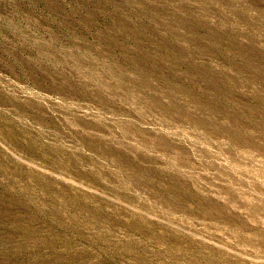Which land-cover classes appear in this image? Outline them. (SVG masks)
Here are the masks:
<instances>
[{
	"label": "rangeland",
	"instance_id": "1",
	"mask_svg": "<svg viewBox=\"0 0 264 264\" xmlns=\"http://www.w3.org/2000/svg\"><path fill=\"white\" fill-rule=\"evenodd\" d=\"M0 264H264V0H0Z\"/></svg>",
	"mask_w": 264,
	"mask_h": 264
}]
</instances>
